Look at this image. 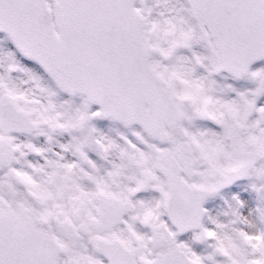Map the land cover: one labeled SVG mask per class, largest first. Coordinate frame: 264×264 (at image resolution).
<instances>
[{"label":"snow or ice","instance_id":"6c2138e0","mask_svg":"<svg viewBox=\"0 0 264 264\" xmlns=\"http://www.w3.org/2000/svg\"><path fill=\"white\" fill-rule=\"evenodd\" d=\"M0 264H264V0H0Z\"/></svg>","mask_w":264,"mask_h":264}]
</instances>
